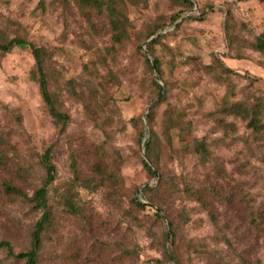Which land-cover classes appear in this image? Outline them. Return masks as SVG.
<instances>
[{
	"label": "rangeland",
	"instance_id": "rangeland-1",
	"mask_svg": "<svg viewBox=\"0 0 264 264\" xmlns=\"http://www.w3.org/2000/svg\"><path fill=\"white\" fill-rule=\"evenodd\" d=\"M77 1L0 0V39L47 51L49 89L71 120L61 133L47 114L29 47L0 52V133L7 143L0 242L14 254L30 248L40 214L1 185L11 182L30 197L43 180L38 158L51 148L52 222L40 264H168V244L179 264H264V134L254 136L246 121L223 112L264 98V54L250 47L264 29V1L189 0L190 9L178 0L126 4L129 39L110 54L107 20L90 13V27ZM156 26H163L162 38L146 58L158 59V77L142 56ZM155 78L164 99L151 111ZM149 135L152 163L143 148ZM200 141L205 163L194 150ZM142 161L160 177L148 176ZM144 187L151 190L140 197ZM67 190L77 194L79 216L62 206ZM135 199L147 207H134ZM171 222L174 236L166 242ZM0 264L22 262L0 249Z\"/></svg>",
	"mask_w": 264,
	"mask_h": 264
},
{
	"label": "trees",
	"instance_id": "trees-1",
	"mask_svg": "<svg viewBox=\"0 0 264 264\" xmlns=\"http://www.w3.org/2000/svg\"><path fill=\"white\" fill-rule=\"evenodd\" d=\"M147 1L148 0H78L77 6L83 18L86 19L90 27L92 26V24L90 23V13H92L96 17H104L107 20L112 45L110 48L104 50V52L106 54H110L112 51L114 52V45L116 43L125 42L129 39V29L131 27V24L124 12L125 5L128 4L134 7H144L147 4ZM178 1H180L188 9L192 8V3L189 0ZM39 4H42V0ZM180 16L181 14H178L173 19V21L175 22ZM202 16L204 17L205 13H203ZM162 28L163 26H156L148 33V35H146L145 40H148L149 38L154 36L156 37L149 43L145 44V51L142 53V56L145 58L149 70L155 72L157 77L160 73L158 59L154 58L151 63L146 58V56L148 54L152 55L153 47L160 42L162 37L157 36V33L161 31ZM23 46L29 47V51L34 63L31 78L37 84L39 96L44 104L46 112L51 118L54 126L57 127L61 133H64L71 120L66 113L60 110L57 105L56 97L49 89L47 72L49 55L47 51L41 47L28 45L25 40L21 38H13L11 40L0 39V52L3 54L9 53L13 48ZM250 47L255 52L264 54V29L263 32L255 37L254 41L250 43ZM139 51L141 52L142 50L139 49ZM227 72L230 71L227 70ZM158 80L159 78H155V80L152 82V86L155 89L157 98L151 105V111L154 106H156L164 99V92L163 89L158 85ZM151 111L149 114H147L146 117L148 122H150L152 118ZM223 112L225 115L234 116L240 118L243 121H246L247 127L251 130V133L254 136H262L264 134V98H254L252 104L236 102L230 106H224ZM6 144L7 143L0 133V166L4 165L5 158V153L1 149V146ZM153 147L154 138L151 135H149V137H145L143 148L145 150V156L150 163H152ZM194 147L195 154L197 155L199 161L201 163H205L206 161L208 162L209 153L205 142H196ZM150 163L142 161L143 168L146 171L147 175L153 178L160 177L158 172L152 169ZM38 165L43 171V180L41 182V185L32 192V195L30 197L27 196L20 187L12 184L11 182L5 181L1 185V189L5 195L15 197L23 201L24 203L28 204L32 210L40 214L39 220L35 223L30 233V248L28 250L20 252L18 254H14L12 247L8 242H0V249L6 251L8 256L21 261L22 264H40V250L42 247L43 237L52 222V214L50 210L51 208L49 205V188L55 180V167L51 162V148L45 150V152L38 158ZM96 171H100V167H97ZM74 174L75 179L78 180L79 178L77 176L76 170H74ZM150 190V188L144 187L139 193L140 197H143V195L150 192ZM66 192L63 196L62 206L70 215L79 216V206L76 203L75 198L72 196L77 194H74L75 192H73L72 190L71 194H68V190ZM133 205L138 209H145L147 207L146 204H142L137 199L134 200ZM155 210L157 219L162 220V208H156ZM259 221H264V214L261 215ZM260 222H257L255 224L256 228H260ZM168 231L169 232H167L165 235L166 242H169L171 236H174L172 222L168 225ZM168 246H164L163 259L168 264H179L174 253L170 249V244H168Z\"/></svg>",
	"mask_w": 264,
	"mask_h": 264
},
{
	"label": "water",
	"instance_id": "water-1",
	"mask_svg": "<svg viewBox=\"0 0 264 264\" xmlns=\"http://www.w3.org/2000/svg\"><path fill=\"white\" fill-rule=\"evenodd\" d=\"M146 115H147V114H145L144 119H145Z\"/></svg>",
	"mask_w": 264,
	"mask_h": 264
}]
</instances>
